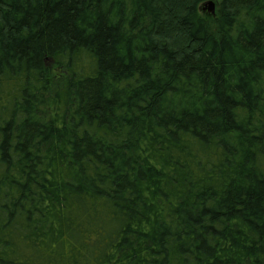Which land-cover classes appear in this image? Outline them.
<instances>
[{
    "label": "trees",
    "instance_id": "trees-1",
    "mask_svg": "<svg viewBox=\"0 0 264 264\" xmlns=\"http://www.w3.org/2000/svg\"><path fill=\"white\" fill-rule=\"evenodd\" d=\"M208 1L0 0V264H264V0Z\"/></svg>",
    "mask_w": 264,
    "mask_h": 264
},
{
    "label": "water",
    "instance_id": "water-1",
    "mask_svg": "<svg viewBox=\"0 0 264 264\" xmlns=\"http://www.w3.org/2000/svg\"><path fill=\"white\" fill-rule=\"evenodd\" d=\"M203 10H207L209 13L216 12V3L213 0H210L204 4Z\"/></svg>",
    "mask_w": 264,
    "mask_h": 264
},
{
    "label": "rangeland",
    "instance_id": "rangeland-1",
    "mask_svg": "<svg viewBox=\"0 0 264 264\" xmlns=\"http://www.w3.org/2000/svg\"><path fill=\"white\" fill-rule=\"evenodd\" d=\"M203 11H205V12H206L207 10H203ZM210 14H211V15H213V16H215L216 12H215V13H213V14H212V13H210ZM213 16H211V17L213 18Z\"/></svg>",
    "mask_w": 264,
    "mask_h": 264
}]
</instances>
